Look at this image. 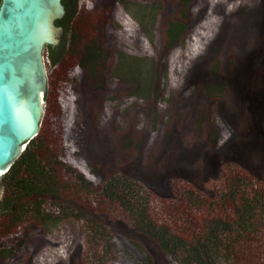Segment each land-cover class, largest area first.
Instances as JSON below:
<instances>
[{
  "label": "trees",
  "instance_id": "16d2710c",
  "mask_svg": "<svg viewBox=\"0 0 264 264\" xmlns=\"http://www.w3.org/2000/svg\"><path fill=\"white\" fill-rule=\"evenodd\" d=\"M108 1L100 8L105 18L116 13ZM62 2L65 14L56 23L65 37L46 46L50 63L40 131L0 178L5 209L0 258L10 253L14 257L7 264H23L22 258L24 264H36L28 245L57 222L67 233L63 260L68 264H158V254L166 264H264V178L259 174L264 135L245 138L256 144L252 157L227 155L234 144L219 160L206 158L195 170L163 174L164 196L154 193L147 179L144 183L120 167L105 168V156L97 151L101 144L90 151L91 139L102 141L109 95L102 40L78 9L79 0ZM166 2L173 8L167 34L175 41L188 25L194 0ZM260 24L264 47V20ZM242 66L233 71L235 83L250 86L252 94L264 93V75L253 80ZM180 158L176 154L170 163ZM11 240L15 246L5 251Z\"/></svg>",
  "mask_w": 264,
  "mask_h": 264
},
{
  "label": "rangeland",
  "instance_id": "374dc122",
  "mask_svg": "<svg viewBox=\"0 0 264 264\" xmlns=\"http://www.w3.org/2000/svg\"><path fill=\"white\" fill-rule=\"evenodd\" d=\"M105 1L78 2L101 37L105 58L109 95L102 112V141L91 139L90 145L93 153L101 144L97 151L105 156L104 167H120L144 183L147 179L153 192L164 196L168 187L163 174L195 170L206 158L219 160L234 144L235 151L227 155L252 157L256 144L245 138L253 132L264 135V93L252 94L250 86L237 85L233 71L242 64L253 80L264 75V0H194L188 25L175 41L167 34L173 8L166 0H109L106 4L116 13L106 18L100 13ZM254 20L259 23L252 26ZM64 37V30L56 32L52 45ZM47 45L41 59L48 74ZM95 112L93 107L91 114ZM176 154L181 158L171 164ZM259 165L264 167V158ZM259 172L264 178V169ZM2 193L0 185V215L5 212ZM14 242L9 241L5 251ZM66 243L64 226L50 222L30 241L28 252L36 264H68L63 260ZM9 254L0 264H7L13 256ZM156 259L166 264L161 254ZM20 262L24 264V258Z\"/></svg>",
  "mask_w": 264,
  "mask_h": 264
},
{
  "label": "water",
  "instance_id": "95a60500",
  "mask_svg": "<svg viewBox=\"0 0 264 264\" xmlns=\"http://www.w3.org/2000/svg\"><path fill=\"white\" fill-rule=\"evenodd\" d=\"M60 1L0 0V178L1 171L4 174L12 166L26 144L40 131L45 113L40 94L42 92L45 95L48 81L41 51L46 43L52 44L55 39H46L36 45L31 37L37 28L39 4L43 5L54 34L63 30L54 24L55 19L65 14V7ZM14 77L19 79L17 96L30 98L36 114L35 129L23 138L15 127L12 108L5 92ZM29 77L34 79L36 86L29 83Z\"/></svg>",
  "mask_w": 264,
  "mask_h": 264
},
{
  "label": "bare ground",
  "instance_id": "6f19581e",
  "mask_svg": "<svg viewBox=\"0 0 264 264\" xmlns=\"http://www.w3.org/2000/svg\"><path fill=\"white\" fill-rule=\"evenodd\" d=\"M48 18V15L44 13L43 5L39 4L37 9V28L31 37L32 41L36 45L46 39H51L54 37V32L50 25V21H48ZM29 79V83L33 86H36L34 79L32 77H29ZM18 81V77H14L13 80L10 81L9 86L5 88V92L12 108L15 127L23 138L35 129L34 118L36 114L32 100L30 98H20L17 96ZM40 96L41 104H44V96L42 92ZM1 173L3 174V171H1Z\"/></svg>",
  "mask_w": 264,
  "mask_h": 264
}]
</instances>
